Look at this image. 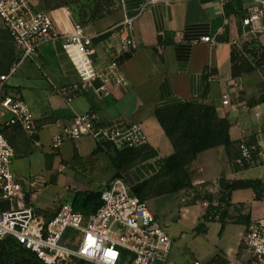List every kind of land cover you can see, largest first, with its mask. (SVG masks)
I'll list each match as a JSON object with an SVG mask.
<instances>
[{
  "label": "crops",
  "instance_id": "crops-1",
  "mask_svg": "<svg viewBox=\"0 0 264 264\" xmlns=\"http://www.w3.org/2000/svg\"><path fill=\"white\" fill-rule=\"evenodd\" d=\"M37 1L40 2L33 0L36 8L43 9ZM115 1V10L95 20H84L82 24L86 33L94 38L96 68L102 70L118 57L129 85L110 88L107 94L83 90L68 100L69 89L79 85L80 78L63 49L61 39L43 44L35 55L19 65L8 80L9 89L19 93L30 107L46 155H58L60 171L75 170L67 179L85 187V192L101 191L113 178L112 152H94L97 143L91 137L67 140L59 149L53 150L50 147L51 135L56 130L54 122L57 119L69 121L77 114L94 110L104 122L123 119L139 123L147 137L146 145L158 151V156L150 161H157L172 154L174 149L156 117V110L184 101L203 102L215 106L221 116H227L235 146L244 135L242 129H246L249 138L259 143L260 153L254 163L242 168L233 162L224 146L208 149L192 164L200 175L194 184L215 180L217 186L211 189L215 192L222 190L224 180L260 179L264 183V103L261 100L264 77L259 70L245 72L238 77L233 75L232 50L240 47L244 39L242 20L235 14L227 15L220 0L158 1L147 5L134 21L131 34L137 40V48L131 53H120L123 33L115 27L126 17L136 15L145 0ZM242 1L245 9L252 3L251 0ZM72 8V5H67L46 10L55 17L59 31H70L78 22ZM205 36L212 40L203 41L201 38ZM259 41L264 46V29L259 33ZM224 94L230 98L229 105L222 102ZM256 111L259 116H255ZM5 133L15 149L12 169L19 180L27 159L25 155L31 152L29 146L33 144L20 127H12ZM162 134L170 144L166 152L162 147L167 141L161 137ZM235 146L232 151L236 150ZM77 178L91 180L86 184L76 181ZM27 195L30 202L41 207L34 202L28 190ZM230 201L223 234L228 232L227 229H241L237 245L215 254L209 260L210 264L244 260L246 254L241 237L250 223L264 220V200H256L251 188L232 191ZM197 205L183 206L181 213L187 215L189 208L195 209ZM59 206L51 208L48 216L54 214ZM196 210L195 227L203 208ZM246 214H250L249 223L234 221L239 215ZM212 223H206L205 232ZM219 227L221 229V223Z\"/></svg>",
  "mask_w": 264,
  "mask_h": 264
},
{
  "label": "built area",
  "instance_id": "built-area-1",
  "mask_svg": "<svg viewBox=\"0 0 264 264\" xmlns=\"http://www.w3.org/2000/svg\"><path fill=\"white\" fill-rule=\"evenodd\" d=\"M158 1L145 0L136 15L126 17L115 28L123 33L120 53H131L137 40L131 31L134 21L145 7ZM223 6L229 0H220ZM243 26L250 32L264 29V0H251ZM65 13H69L66 9ZM0 19L12 37L17 58L7 73L0 74V242L15 238L46 264H170L172 239L158 218L132 190L124 177H113L102 188L101 206L86 214L72 203L61 204L54 214H41L27 197L21 182L13 173L15 149L6 135L12 127H20L36 147L42 145L33 113L19 93L11 94L9 78L19 65L52 40L61 39L63 49L76 69L80 84L69 89L68 100L83 90L107 94L110 88L129 85L119 58L112 59L102 70L95 66L93 36L75 22L72 30L59 31L53 14L37 9L33 0H0ZM211 41L210 36L201 38ZM65 89H57L64 91ZM223 104L230 98L223 96ZM264 103V100H263ZM255 116H259L256 111ZM50 147L57 150L67 140L91 137L97 144H110L117 150L140 148L147 137L139 123L123 119L104 122L94 110L75 115L69 121L57 119ZM240 138L238 163H254L253 154L260 153L259 143L249 138L246 129ZM246 254L242 261L224 264H264V220L249 224L241 237ZM192 264H202L196 260Z\"/></svg>",
  "mask_w": 264,
  "mask_h": 264
},
{
  "label": "trees",
  "instance_id": "trees-1",
  "mask_svg": "<svg viewBox=\"0 0 264 264\" xmlns=\"http://www.w3.org/2000/svg\"><path fill=\"white\" fill-rule=\"evenodd\" d=\"M92 6H78L80 0H41L43 9L50 10L60 6L72 5L76 7L78 22L82 24L84 20L98 19L116 9L115 0H91ZM227 15L235 14L241 20L247 15L242 0H229L224 5ZM83 25V24H82ZM5 29V28H4ZM7 38L11 44V49L0 56V74L7 73L13 60L17 58V52L13 45V40L9 32L5 29ZM244 39L240 47L232 50L233 75L238 77L242 73L260 71L264 77V46L259 41V33L250 32L248 27L243 28ZM264 100V96L261 97ZM156 117L169 138L173 153L163 158L160 162L158 176H170V193L191 187L192 180L189 169L197 156L202 152L217 147L224 146L235 164L245 168L251 162L238 163L240 156L238 141L231 139L230 122L227 116H221L215 106L204 104L203 102L184 101L172 106L158 108ZM252 139V138H251ZM235 146V151L232 148ZM101 150L112 151L111 160L114 168L112 177H124L123 172L131 168L137 159L147 162L158 156V151L150 146L117 150L110 144H97L94 152ZM231 154V155H230ZM258 152L253 154V160L258 159ZM147 181L136 185H131L133 192L142 200L149 197L145 193ZM222 190L219 191L218 199L213 193L204 198L208 202L207 209L202 213L198 225L195 229L205 231L206 223L219 221L221 223L220 234L223 232L229 217L231 206V193L236 189L251 188L255 193L256 200H264V183L260 179L223 181ZM100 191L78 192L73 199V206L79 205V210L86 214L95 212L102 204ZM216 199V200H215ZM193 202L192 205H194ZM235 222L250 221V214L239 215ZM79 261L71 264H85ZM0 264H46L33 252L24 248L15 238L6 237L0 242ZM92 264V263H90ZM210 264V263H206ZM224 264V263H220Z\"/></svg>",
  "mask_w": 264,
  "mask_h": 264
},
{
  "label": "rangeland",
  "instance_id": "rangeland-1",
  "mask_svg": "<svg viewBox=\"0 0 264 264\" xmlns=\"http://www.w3.org/2000/svg\"><path fill=\"white\" fill-rule=\"evenodd\" d=\"M41 1V0H39ZM38 2V1H37ZM40 4V5H39ZM92 6L91 0H80L78 6ZM38 6L43 8L41 2ZM72 10L76 12V7ZM11 49V44L7 38V34L0 19V56ZM15 60H13L14 62ZM12 62V63H13ZM19 68V67H18ZM17 68V70H18ZM264 81V79H263ZM264 83V82H263ZM11 94H14L9 89ZM164 141H167L163 146V152L169 150L168 140L162 134ZM31 152L27 153L25 157L24 167L21 171L20 182L24 190L30 191L34 202L41 207L33 206L41 214H50L51 208L55 205L63 203H72L74 196L80 192L84 193L85 187L79 186L77 183L67 179V176L72 175L75 170L60 171V159L57 154L54 156H47L45 147H36L31 145ZM226 149V148H225ZM112 152V151H110ZM16 157L13 160L15 162ZM161 160L143 162L137 159L134 165L123 172L124 178L130 185H136L143 181H147L145 193L149 196L145 204L147 208L158 218L159 222L165 228L172 239V247L170 252V262L172 264H192L195 260H199L202 264L209 262L211 257L226 249L228 246L236 247L238 232L241 229H227V233L220 234V222L213 221L210 229L202 231L195 229L194 211L203 208V212L207 209L208 202H204L203 197L206 198L210 193L219 195V190L211 192L217 186L215 180H205L201 184H194V181L200 177L197 170L189 169L192 186L180 190L176 193L168 192L170 190V176H158L157 171L160 169ZM14 165V164H13ZM13 167V166H12ZM88 179H79L76 181L86 183L90 182ZM31 182H34L31 184ZM99 182H101L99 180ZM81 190V191H80ZM218 199V198H217ZM216 200V199H215ZM193 202L198 204L194 209L190 207L187 215L181 213L183 206L192 205ZM194 204V205H195ZM200 206V207H199ZM79 209V205H74ZM196 210V211H197ZM193 211V212H192ZM216 222V223H215ZM85 264H90L86 262Z\"/></svg>",
  "mask_w": 264,
  "mask_h": 264
}]
</instances>
